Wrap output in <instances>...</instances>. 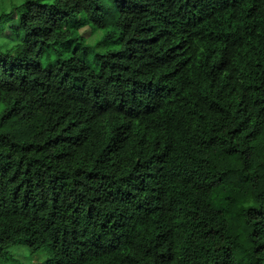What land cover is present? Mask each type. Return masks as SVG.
<instances>
[{
	"label": "trees",
	"instance_id": "16d2710c",
	"mask_svg": "<svg viewBox=\"0 0 264 264\" xmlns=\"http://www.w3.org/2000/svg\"><path fill=\"white\" fill-rule=\"evenodd\" d=\"M107 1L0 0V259L264 264V0Z\"/></svg>",
	"mask_w": 264,
	"mask_h": 264
},
{
	"label": "rangeland",
	"instance_id": "374dc122",
	"mask_svg": "<svg viewBox=\"0 0 264 264\" xmlns=\"http://www.w3.org/2000/svg\"><path fill=\"white\" fill-rule=\"evenodd\" d=\"M10 2L5 3L6 11L10 10ZM7 21V17L0 18L1 21ZM7 23L3 26L0 25V50L7 51L17 45L15 36L6 34ZM96 28H86L83 30H72L73 36H83L88 38L91 43L94 38L100 37L96 34ZM259 142L264 144V134L259 138ZM261 164H264V156L260 158ZM28 177L37 185L51 189L53 183L51 181L50 171L43 165L33 163L30 166ZM261 183L264 186V171L261 178ZM49 259L48 253L43 249L39 252L32 253L25 245H16L8 249L4 258L0 259V264H45Z\"/></svg>",
	"mask_w": 264,
	"mask_h": 264
},
{
	"label": "clouds",
	"instance_id": "9594fccd",
	"mask_svg": "<svg viewBox=\"0 0 264 264\" xmlns=\"http://www.w3.org/2000/svg\"><path fill=\"white\" fill-rule=\"evenodd\" d=\"M18 1V0H17ZM127 1H132L133 3L136 2V0H108L106 2V8L104 9L106 12L110 11V10H116L119 6L123 5L124 3H126ZM5 7V6H4ZM11 9V8H10ZM2 10H6V8H3ZM1 11V9H0ZM10 11V10H9ZM8 11V12H9ZM86 28H90V27H86ZM84 28V29H86ZM92 28V27H91ZM83 30V29H81ZM79 31V30H78ZM12 30L11 27H6V34H9L12 36ZM96 34H98L96 32ZM86 38V37H85Z\"/></svg>",
	"mask_w": 264,
	"mask_h": 264
}]
</instances>
